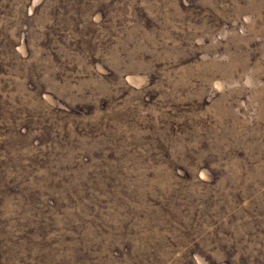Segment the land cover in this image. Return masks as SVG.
Wrapping results in <instances>:
<instances>
[{"label": "rangeland", "instance_id": "374dc122", "mask_svg": "<svg viewBox=\"0 0 264 264\" xmlns=\"http://www.w3.org/2000/svg\"><path fill=\"white\" fill-rule=\"evenodd\" d=\"M0 264H264V0H0Z\"/></svg>", "mask_w": 264, "mask_h": 264}]
</instances>
